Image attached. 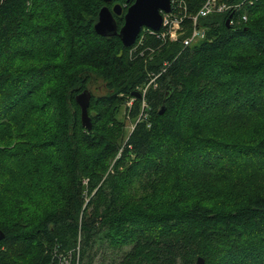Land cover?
I'll list each match as a JSON object with an SVG mask.
<instances>
[{
  "label": "trees",
  "instance_id": "trees-1",
  "mask_svg": "<svg viewBox=\"0 0 264 264\" xmlns=\"http://www.w3.org/2000/svg\"><path fill=\"white\" fill-rule=\"evenodd\" d=\"M225 1L125 46L111 2L0 0V264H264V0Z\"/></svg>",
  "mask_w": 264,
  "mask_h": 264
},
{
  "label": "water",
  "instance_id": "water-1",
  "mask_svg": "<svg viewBox=\"0 0 264 264\" xmlns=\"http://www.w3.org/2000/svg\"><path fill=\"white\" fill-rule=\"evenodd\" d=\"M112 2L114 0H104ZM110 8L104 5L98 16V20L94 25L96 32L103 36L118 35L125 46H132L143 28H149L159 31L163 25V13L172 10L171 0H134L127 8L124 14V24L119 29L114 14L120 15L123 12V6L119 0ZM227 22H230L228 18ZM135 95H140L135 92ZM92 93L89 89L83 90L76 97V101L81 107L82 123L85 127H91V118L88 113ZM165 103L160 113L165 111ZM3 233L0 232V239ZM196 264H204V259L199 257Z\"/></svg>",
  "mask_w": 264,
  "mask_h": 264
},
{
  "label": "built area",
  "instance_id": "built-area-1",
  "mask_svg": "<svg viewBox=\"0 0 264 264\" xmlns=\"http://www.w3.org/2000/svg\"><path fill=\"white\" fill-rule=\"evenodd\" d=\"M171 4L172 10L168 13H163L162 28H164V31L162 32V36L172 41L178 40L180 35L184 32V20L187 16L192 20V31L183 39L185 45H192L206 37V28L199 25L201 17L213 13L230 11L232 9L235 10L237 6H239V4H233L225 0H205L195 14L189 15L181 0H171ZM243 18L247 19V16L244 15ZM148 30L150 32H157L149 28Z\"/></svg>",
  "mask_w": 264,
  "mask_h": 264
},
{
  "label": "rangeland",
  "instance_id": "rangeland-1",
  "mask_svg": "<svg viewBox=\"0 0 264 264\" xmlns=\"http://www.w3.org/2000/svg\"><path fill=\"white\" fill-rule=\"evenodd\" d=\"M89 89L91 90L92 93L94 94H102L104 93L105 89L101 81H94L90 84ZM120 118H124V109L120 113ZM126 123L129 126L128 129L132 128L133 126V121L126 119Z\"/></svg>",
  "mask_w": 264,
  "mask_h": 264
},
{
  "label": "flooded vegetation",
  "instance_id": "flooded-vegetation-1",
  "mask_svg": "<svg viewBox=\"0 0 264 264\" xmlns=\"http://www.w3.org/2000/svg\"><path fill=\"white\" fill-rule=\"evenodd\" d=\"M115 3H117V1H112V2H111V8L113 7V5H114Z\"/></svg>",
  "mask_w": 264,
  "mask_h": 264
},
{
  "label": "bare ground",
  "instance_id": "bare-ground-1",
  "mask_svg": "<svg viewBox=\"0 0 264 264\" xmlns=\"http://www.w3.org/2000/svg\"><path fill=\"white\" fill-rule=\"evenodd\" d=\"M142 30H144V29H142Z\"/></svg>",
  "mask_w": 264,
  "mask_h": 264
}]
</instances>
